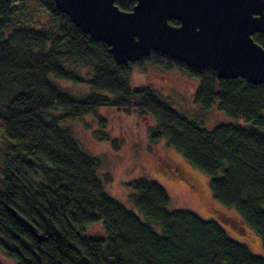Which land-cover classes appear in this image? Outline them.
Segmentation results:
<instances>
[{"label": "trees", "instance_id": "16d2710c", "mask_svg": "<svg viewBox=\"0 0 264 264\" xmlns=\"http://www.w3.org/2000/svg\"><path fill=\"white\" fill-rule=\"evenodd\" d=\"M21 1L0 0V252L15 264H264V255L249 252L215 221L168 211L165 189L135 178L127 181L128 200L142 221L107 195L110 174L100 171L99 159L66 123L95 117L96 137L116 150L119 143L108 136L100 108L152 118L148 140L163 139L205 174L212 198L234 209L259 236L264 253V84L217 79L208 67H186L158 52L116 65L107 46L81 33L52 0L35 2L55 20L53 30L15 25L14 4ZM114 3L127 12L135 1ZM252 38L264 49V33ZM140 63L196 79L195 104L215 103L251 127L206 130L188 120L150 87L131 86L130 66ZM55 79L85 85L89 93L72 97Z\"/></svg>", "mask_w": 264, "mask_h": 264}, {"label": "rangeland", "instance_id": "374dc122", "mask_svg": "<svg viewBox=\"0 0 264 264\" xmlns=\"http://www.w3.org/2000/svg\"><path fill=\"white\" fill-rule=\"evenodd\" d=\"M13 19L17 26L41 30H53L56 25L55 20L35 0L16 2ZM129 81L133 87H150L179 114L188 120L200 122L206 130L218 124L251 127L249 122L219 111L215 103L208 108L195 104L193 93L198 81L176 68H163L147 63L134 64L130 66ZM53 83L72 97L78 98L89 93L85 85H74L56 79ZM98 112L106 120L105 130L108 136L118 141V149H113L109 140H99L96 137L95 131L99 125L95 117L85 116L81 120L66 123L83 149L99 159L100 171L110 174L111 181L104 188L109 197L122 203L145 221L129 203L128 195L131 191L127 187V181L135 178L151 180L167 192L168 211L188 210L202 220L215 221L229 238L246 246L249 252L264 255L259 236L241 221L234 209L225 207L212 198L209 178L205 174L192 167L163 139L156 142L148 140L147 130L154 125L152 118L139 116L135 112L125 114L111 108H100ZM1 128L0 124V130ZM2 149L3 142L0 138V151ZM150 224L156 233L161 234L160 226ZM0 264L15 263L0 252Z\"/></svg>", "mask_w": 264, "mask_h": 264}, {"label": "water", "instance_id": "95a60500", "mask_svg": "<svg viewBox=\"0 0 264 264\" xmlns=\"http://www.w3.org/2000/svg\"><path fill=\"white\" fill-rule=\"evenodd\" d=\"M52 1L81 33L106 45L116 65L158 52L186 67H208L217 79L264 84V49L252 38L264 33V0H134L127 12L116 0Z\"/></svg>", "mask_w": 264, "mask_h": 264}]
</instances>
